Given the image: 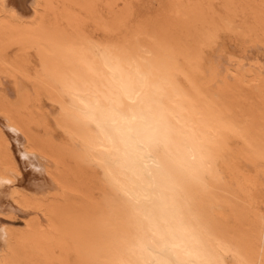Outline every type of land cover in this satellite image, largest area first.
Returning <instances> with one entry per match:
<instances>
[{
  "label": "bare ground",
  "instance_id": "1",
  "mask_svg": "<svg viewBox=\"0 0 264 264\" xmlns=\"http://www.w3.org/2000/svg\"><path fill=\"white\" fill-rule=\"evenodd\" d=\"M224 37L264 55V0H0V264H264V56Z\"/></svg>",
  "mask_w": 264,
  "mask_h": 264
},
{
  "label": "rangeland",
  "instance_id": "2",
  "mask_svg": "<svg viewBox=\"0 0 264 264\" xmlns=\"http://www.w3.org/2000/svg\"><path fill=\"white\" fill-rule=\"evenodd\" d=\"M145 2L146 1H144V3H142V4H140V13H144L145 12V8L144 7H148V4H145ZM142 10H144V11H142ZM145 13H147V12H145ZM222 42L220 43V44H222L221 46H222V48H225L226 46V50H228V52H230V53H232V54H234V55H237V56H239V57H242V58H248V57H250V59L249 60H255L256 58H260V57H263L264 55H261L260 53L258 54V52L256 51L257 49H255V48H253L252 46H251V50H250V46H248L247 48H245L244 46H241L240 44H238V42H236V41H233V40H231V39H227V37H224V39L222 38V40H221ZM241 47H240V46ZM228 48V49H227ZM249 48V49H248ZM254 49V50H253ZM249 51V52H248ZM256 51V52H255ZM212 55H214V53H211ZM247 54V55H246ZM263 54V53H262ZM223 54H221V56H222ZM246 55V56H245ZM261 55V56H260ZM231 162L232 161H229L226 165L228 166H230L231 165ZM230 163V164H229ZM217 165L219 166V163H217ZM225 163H224V165L223 164H220V166L218 167L217 166V169H218V171H219V173H220V177H221V181L223 182L224 180H225V182L226 183H228L229 182V179H230V176H229V179H228V177H226L227 175H228V173H227V171H225L224 172V169H225ZM221 166H222V168H221ZM221 168V169H220ZM227 168V167H226ZM221 171H222V173H221ZM23 172L25 173V179H26V181L27 182H29L31 179H32V171H31V169L29 168V167H27V168H25L24 170H23ZM226 173H227V175H226ZM225 175V177H223ZM252 176H253V179L255 178V181L256 182H260V183H256V184H258L257 186H256V188H255V192H254V195H255V197H256V199H257V201H258V203H257V207L259 208V210H261L262 211V209H263V206H264V189H263V181H261V179H258L257 178V176L255 175V177H254V174L252 173ZM227 178V179H226ZM260 180V181H259ZM228 181V182H227ZM259 192V193H258ZM260 197H262V198H260ZM259 198V199H258ZM262 202V203H261ZM259 203H260V205H259ZM13 217V225H12V227L14 228V229H22L23 228V225H22V219L21 218H19L18 216H12ZM17 221V222H16Z\"/></svg>",
  "mask_w": 264,
  "mask_h": 264
}]
</instances>
